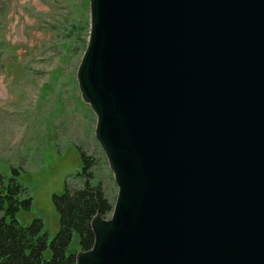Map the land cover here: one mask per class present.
I'll list each match as a JSON object with an SVG mask.
<instances>
[{
  "label": "water",
  "instance_id": "water-1",
  "mask_svg": "<svg viewBox=\"0 0 264 264\" xmlns=\"http://www.w3.org/2000/svg\"><path fill=\"white\" fill-rule=\"evenodd\" d=\"M75 79L117 188L75 264H264V0H87Z\"/></svg>",
  "mask_w": 264,
  "mask_h": 264
},
{
  "label": "rangeland",
  "instance_id": "rangeland-1",
  "mask_svg": "<svg viewBox=\"0 0 264 264\" xmlns=\"http://www.w3.org/2000/svg\"><path fill=\"white\" fill-rule=\"evenodd\" d=\"M87 33V0H0V187L13 178L26 188L14 216L40 219L47 241L59 227L53 195L84 180L81 152L111 204L117 191L75 79ZM79 249L73 233L67 252Z\"/></svg>",
  "mask_w": 264,
  "mask_h": 264
},
{
  "label": "trees",
  "instance_id": "trees-1",
  "mask_svg": "<svg viewBox=\"0 0 264 264\" xmlns=\"http://www.w3.org/2000/svg\"><path fill=\"white\" fill-rule=\"evenodd\" d=\"M84 180L80 187H66L62 193L53 195L52 203L58 213L59 227L50 241L41 232L40 219H33L27 225H21L14 216L17 209L15 193L26 195V188L13 178L1 185L0 192V264H75L74 251L67 252L73 233L78 235L80 249L87 250L93 242V233L89 222L98 212L101 216L110 213L112 204L108 201L99 181L93 183L86 171L91 158L80 153ZM29 197L24 199L28 207ZM48 248L47 260L43 251Z\"/></svg>",
  "mask_w": 264,
  "mask_h": 264
}]
</instances>
